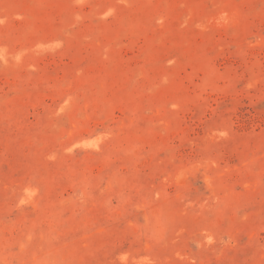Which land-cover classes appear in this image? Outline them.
Returning a JSON list of instances; mask_svg holds the SVG:
<instances>
[{"label": "rangeland", "instance_id": "1", "mask_svg": "<svg viewBox=\"0 0 264 264\" xmlns=\"http://www.w3.org/2000/svg\"><path fill=\"white\" fill-rule=\"evenodd\" d=\"M0 264H264V0H0Z\"/></svg>", "mask_w": 264, "mask_h": 264}]
</instances>
